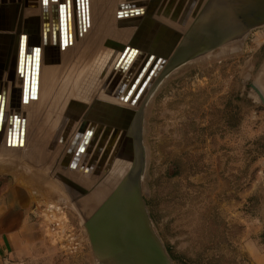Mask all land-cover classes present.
Here are the masks:
<instances>
[{"label": "rangeland", "instance_id": "1", "mask_svg": "<svg viewBox=\"0 0 264 264\" xmlns=\"http://www.w3.org/2000/svg\"><path fill=\"white\" fill-rule=\"evenodd\" d=\"M51 1L31 2L39 4L33 32L42 57L37 97L26 102L22 92L17 101L25 107L41 106L47 91L52 110L46 113L52 114L48 120L55 128L69 117L76 118L72 140L88 117L118 111L120 97L103 83L134 31L143 30L149 18L143 16L137 25L126 23L115 37L101 40L105 36L100 24L99 29L93 28L101 0H88L90 25L81 29L78 17V23L70 27L72 44L65 46L60 36H45L44 20L55 4ZM142 35L138 41L143 42ZM252 84L264 96V25L251 29L238 44L215 48L169 73L144 107L142 194L171 264H254L259 261L254 253L264 254V101ZM125 111L128 118L133 117L129 109ZM65 137L56 139L65 143ZM8 172L0 171V175L11 177ZM75 179L84 182L81 177ZM61 194L43 203L57 201L69 218L53 231L45 218L49 209L43 203L33 204L34 239L6 264H97L80 215L69 197ZM67 240L72 244L65 247Z\"/></svg>", "mask_w": 264, "mask_h": 264}, {"label": "water", "instance_id": "2", "mask_svg": "<svg viewBox=\"0 0 264 264\" xmlns=\"http://www.w3.org/2000/svg\"><path fill=\"white\" fill-rule=\"evenodd\" d=\"M57 1H51L55 3L53 7L56 9ZM59 1L60 18L57 33L60 35L61 42L67 46L72 44L68 40V25L72 14L75 12V19L80 18L82 23L80 28L86 29L90 25L91 12L88 0ZM164 1L163 5L169 0ZM195 1L173 0L170 9L175 10L174 12L181 10L184 13L186 8L187 16L190 14L188 12H191V7L195 6ZM198 1L201 2L197 13L204 0ZM220 2L223 3L222 9L219 15H216L215 9ZM148 3L149 0L121 1L118 3L117 17L140 15V10L144 8L140 4ZM164 15L169 16L170 13ZM214 17L218 20L213 24ZM184 19L185 24L188 19L187 17ZM179 22L182 23V20ZM209 22H211L210 30L203 33ZM261 25H264V0H209L203 7L201 17L193 27L190 36L175 52L170 62L165 60L164 55L158 53L154 47L127 45L111 68L108 78L111 82L118 83V86L113 88L117 92L116 96L122 100H128L140 109L138 122L134 124L131 133L127 132L125 125L116 127V125H109L108 122H106V128L107 126L108 128L101 133L99 130L102 124L97 123L96 127L93 125L91 129H80L81 131H77L70 140V130L74 126V119L76 120L73 117H69L65 124H59L56 128L52 140L55 134H60L61 138L66 136L64 144L67 146L64 148L63 159H68L66 166L70 168L78 163L75 165L76 168L81 165L80 169H83L82 167L86 166L90 167L92 172L99 169L100 173L103 172L106 175L112 169L117 157L121 160L119 163L121 166L122 161L128 159V149H133L130 166L107 193L100 195L96 190L97 186L85 187L83 184H87L86 179L83 178L84 182L82 181L81 184L72 175L71 178L68 177V188L65 186L71 204L84 223L97 264H171V258L153 228L142 194L145 169L142 143L144 107L160 82L169 73L187 62L207 55L215 48L238 44L251 29ZM27 51V53L19 51L17 69L19 76L23 78V101L26 102L28 97H37L42 60L40 45H29ZM118 51L116 50V53ZM114 56L110 58L108 66ZM252 88L264 101L260 88L255 84H252ZM0 92V131L7 129L8 140L13 143L14 135L23 132L26 117L20 112L3 110L7 91L0 87ZM19 124L22 126L19 127ZM114 130H116L115 135L111 138L110 135ZM126 137L131 144L125 145L127 142L124 144ZM119 169L120 167L115 172ZM70 179L76 180L72 182L74 187ZM104 179V177L99 178L95 181V185H100ZM95 196L99 197L90 203L91 206L85 204L87 200L94 199Z\"/></svg>", "mask_w": 264, "mask_h": 264}, {"label": "bare ground", "instance_id": "3", "mask_svg": "<svg viewBox=\"0 0 264 264\" xmlns=\"http://www.w3.org/2000/svg\"><path fill=\"white\" fill-rule=\"evenodd\" d=\"M23 1H27L25 5L21 4L23 3ZM121 1H124V0H107L105 4H104V0L100 1V6L99 8H97V11L94 15L93 28L99 29V24H100L101 32L105 36L101 40H108L107 38H109L110 40L111 37H115L118 30L122 28H126V26H123L124 24L133 23L137 25L142 20L143 16H146V18H149V21H145L144 29L140 31L141 28L139 29L137 28V30L134 31L132 38L128 41L127 45H139V46L148 47V48L154 47V49H157L158 53L164 55L163 57L165 60L170 62L175 52L183 45V43L186 41L188 36H190L193 27L195 26V24L201 17L203 7H205V5L208 3L209 0L203 1L198 13L196 11L201 1L196 0L195 6L191 7V12L187 11L188 13H190V14H187V16L185 13L187 10L186 8L184 10L185 14L181 10L178 12H174L175 10L173 11V9H170L172 7L173 0H169V1L167 0L168 3H166L165 5H163L164 4L163 2H165L164 0H149L148 4H145V5L140 4L144 6V8L140 10L141 12L139 11L140 15H137L134 17L118 18L117 17L118 3ZM31 2L32 0H0V87L6 88V84L8 83V91H9V88L11 89V91L8 92V100H7V94H5L3 110H6L7 108L11 107L10 110L12 112L14 113L20 112L24 114L26 117L23 132L21 134L14 135L13 143H11V140L10 141L8 140L9 133L7 132V129L6 131H0V147L9 148V149L10 148H17V149L23 148L27 144V139L29 135V132H28V127H30V121H29L30 115L29 114L31 113L27 110V106H29L30 104H27V106L25 107L24 105H19L17 101L18 95L23 92V84H22L23 78L21 79V77L19 76L17 72V69H18L19 51L21 50L22 52L25 51L27 53L28 52L27 49L29 45H32V46L40 45L39 41H37V43H35L34 41V39L38 37L37 34L36 35L33 34V32H35L36 30V24L34 22H36L37 19H36L35 13L37 9L39 8V4L37 2H34V3H31ZM59 2L60 1L58 0V3ZM192 4L194 5V2ZM222 4L223 3L220 2V4H218V6L216 7L215 9L216 15H219L220 10L222 9ZM53 6L50 7L49 14L44 20V29L46 31L45 36H47L48 39L50 36H56V35L60 36L57 33V30H59L60 8L58 7V4H57V9L54 8ZM168 12L170 13L169 16L164 15L165 13H168ZM171 12H173L174 14H172ZM42 13H41L40 18H43ZM185 17H187L188 20L184 24ZM77 18L75 19V14H72L71 20L68 25L69 38L70 37L74 38V31H71L70 27L73 24H76ZM180 20H182V23L179 22ZM217 20H218L217 17H214L213 24L215 23V21L217 22ZM177 23L178 25H176ZM210 27H211V22L207 23V25L205 26L206 30L202 32L203 33L208 32L210 30ZM175 28H177V30H175ZM175 31H177L176 34L178 35L176 39L174 35ZM142 33L144 34L142 35L143 42L138 41L137 39L139 35H141ZM90 38H93V35L90 36ZM39 39H40V36H39ZM93 39L95 41L97 40L96 38H93ZM158 40H162L159 47L156 46V43ZM108 77H110L109 74L103 84L105 88L108 87L109 90L114 91L113 88L118 86L117 85L118 83L115 84L114 82H111ZM45 84L43 83V85ZM115 94H117V92H115ZM121 100L122 98H120V102L117 108L119 112L114 110V111H111L112 113L109 112L107 114H104L106 116V118L104 119H102V116L104 115H101L99 117L90 116L87 118V122H84L82 126H80L77 129V131H81L80 129L85 128V125L88 126L87 129L89 128L91 129L93 125L96 127L97 123L102 124L101 125L102 127L105 125V128H104V131H105V129L108 128V126L106 128V122H108L109 125H112V126L116 125V127H120V125L121 126L125 125L127 128V132L130 133L132 129L134 128V124L138 122V118H139L138 115H139L140 109L136 107L135 105H132L131 103H129L128 100L127 101L122 100L124 101V103H123V111H121V103H122ZM47 101H50V98ZM124 109L130 110L129 114H131L135 118V121L132 120L133 117L128 118V112L127 111L124 112ZM107 116L111 118L109 119L107 118ZM93 119H96V120H93ZM21 126L22 124H19V127ZM129 127H132L131 130H129ZM115 132L116 130H114V132L111 133L110 135L111 138L114 137ZM126 142L127 144H125ZM129 143L131 144V142H129V139L126 137L124 144L128 145ZM86 150L89 151V149H86ZM130 151H133V149L131 148L128 149V154H127L128 159H124L122 161L121 166H119L120 165L119 163L121 161L119 160L106 175L103 172L100 173L99 169L96 172H92L90 170V167L84 166L82 167L83 169H80V166H81L80 165L79 168H76L75 165L76 164L78 165V163L74 164V167L73 166L71 168L67 167L66 165H67L68 159H63L62 153L58 159V167L61 169L62 173L64 172V174L65 173L71 174L74 177L76 176L78 178L81 177V178L86 179L85 182H87V185L89 187L97 186L96 188L97 192L100 195H102V194L107 193V191L111 189V187L115 184V182L124 175V172L130 166L131 164L130 158L132 157ZM40 157H42V155ZM50 158L51 160L55 162V160L52 157ZM30 162L33 163V161H30ZM118 167H120V169L118 170V172H115L116 169H118ZM62 177L64 176L62 175ZM103 177L105 179L101 182V184L95 185V181ZM74 181L72 180L73 183ZM56 182H58V180ZM72 182L71 184L74 187V184ZM66 186L68 188V184H66ZM63 192L64 194H66V196L69 197L68 191H66L65 188L63 189ZM99 196H95L94 199L87 200L85 204H88V206H91L90 203L94 200H97ZM43 204L47 208L46 211L49 209V211L47 212L44 211V214L45 212L47 213L45 215V218L46 216H48L49 220L47 221L50 222V226L52 227L53 231H57L55 226L59 223H63L64 221H66V219L69 218L67 211H65V209H63V207L60 206V203H58L57 201L49 202L48 205L46 203H43ZM49 206L51 208H49ZM71 244H72L71 240H67V243L62 244V245L66 247V246H70Z\"/></svg>", "mask_w": 264, "mask_h": 264}, {"label": "crops", "instance_id": "4", "mask_svg": "<svg viewBox=\"0 0 264 264\" xmlns=\"http://www.w3.org/2000/svg\"><path fill=\"white\" fill-rule=\"evenodd\" d=\"M5 89L8 100V92L11 91L10 88L8 91V83ZM48 99V93L45 91L41 106L35 104L33 108L32 105L27 106L31 113L27 144L23 148H10L12 150L0 147V171H10L8 173L11 175L4 178L0 175V264H6L11 255L28 249L31 240L34 239L37 226L30 221L33 204L41 205L43 201L62 196L61 193L69 182L68 177L71 178V174L62 173L58 167L64 143L57 141V136L61 138L58 134H55L52 140L57 125L48 120L52 118V114L46 113L52 110L49 109L52 106L47 103ZM37 117L39 120L35 122ZM27 165L32 168H28ZM70 181L72 182V179ZM254 254H258L259 257V261H254V264H264V254L260 252Z\"/></svg>", "mask_w": 264, "mask_h": 264}]
</instances>
